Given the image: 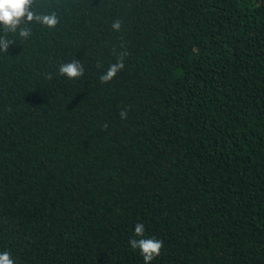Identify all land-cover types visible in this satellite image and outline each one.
<instances>
[{"label": "trees", "instance_id": "16d2710c", "mask_svg": "<svg viewBox=\"0 0 264 264\" xmlns=\"http://www.w3.org/2000/svg\"><path fill=\"white\" fill-rule=\"evenodd\" d=\"M34 10L60 23L0 53V252L144 264L128 243L143 223L164 242L151 264H264V0ZM73 59L85 74L69 81Z\"/></svg>", "mask_w": 264, "mask_h": 264}, {"label": "clouds", "instance_id": "9594fccd", "mask_svg": "<svg viewBox=\"0 0 264 264\" xmlns=\"http://www.w3.org/2000/svg\"><path fill=\"white\" fill-rule=\"evenodd\" d=\"M37 0H0V53H7L10 44L16 41L8 38L9 34L17 35L21 40H27L32 35L31 24H39L41 27L55 29L60 23L56 11L44 13L34 10ZM122 27L120 20H114L111 28L120 31ZM127 53H121L117 61L108 66L107 70L100 75L99 82L109 83L115 76L124 69V57ZM85 74V69L80 60L73 59L70 62L61 63L58 67V75L65 77L69 81L80 80ZM51 79V74L48 75ZM122 120L127 119V111L121 110L119 113ZM105 129L107 124L104 125ZM145 226L137 223L134 226V238L129 240V245L133 250H138L143 258L144 264L151 262L161 255L164 242L155 237H145ZM135 237H140L136 239ZM0 264H15L9 251L0 252Z\"/></svg>", "mask_w": 264, "mask_h": 264}]
</instances>
